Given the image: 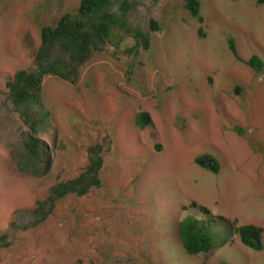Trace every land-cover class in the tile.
I'll list each match as a JSON object with an SVG mask.
<instances>
[{
    "label": "rangeland",
    "instance_id": "1",
    "mask_svg": "<svg viewBox=\"0 0 264 264\" xmlns=\"http://www.w3.org/2000/svg\"><path fill=\"white\" fill-rule=\"evenodd\" d=\"M199 1L202 22L185 0H138L127 21L152 35L149 49L130 53L131 33L115 28L78 81L45 77L51 167L36 177L17 169L27 127L6 82L33 68L41 29L80 0H0V264H264V70L247 63L264 62V0ZM97 144L102 188L30 226L36 202ZM205 154L218 172L196 163ZM188 218L214 235L211 252H187L177 231ZM250 224L262 251L242 244L237 228Z\"/></svg>",
    "mask_w": 264,
    "mask_h": 264
},
{
    "label": "trees",
    "instance_id": "2",
    "mask_svg": "<svg viewBox=\"0 0 264 264\" xmlns=\"http://www.w3.org/2000/svg\"><path fill=\"white\" fill-rule=\"evenodd\" d=\"M138 0H80L75 12L63 14L55 24L41 29L40 45L34 54V66L29 70H18L6 82L7 101L19 114L27 131L22 133V145L13 156L16 158L17 169L25 174L42 177L51 167V157L47 147L39 136L48 129L50 112L44 111L42 90L45 77H58L68 82L79 79L82 67L114 37V29L121 33H131L134 46L130 53L147 50L151 46L152 35L140 28H132L127 21L128 13ZM187 10L203 21L200 16L201 2L185 0ZM151 29L161 31L157 21L153 20ZM230 48L234 55V41L230 40ZM256 70H264V62L253 56L247 62ZM150 122L147 113H137L135 123L146 127ZM87 163L77 177L53 184L47 196L36 202L31 214L35 221L30 226L37 227L47 221L58 209V204L66 197H88L103 186L104 158L102 146L94 145L88 149ZM200 166L213 172L219 171L218 160L210 154L196 159ZM197 206L196 203L192 204ZM186 209V208H185ZM203 211L209 212L205 208ZM242 244L254 249L263 250V230L256 225H242L237 228ZM178 236L187 252L191 255L209 253L214 235L195 219H186L178 223ZM8 232L2 234L4 240Z\"/></svg>",
    "mask_w": 264,
    "mask_h": 264
}]
</instances>
